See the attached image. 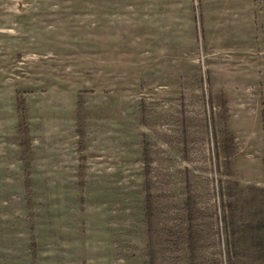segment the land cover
<instances>
[{
  "label": "rangeland",
  "instance_id": "1",
  "mask_svg": "<svg viewBox=\"0 0 264 264\" xmlns=\"http://www.w3.org/2000/svg\"><path fill=\"white\" fill-rule=\"evenodd\" d=\"M235 8L0 0V114L16 118L8 165L24 174L0 179V264H264V0L247 53L262 101L249 118L227 115V79L209 70L225 67L211 48L246 52L234 28L215 43L208 25ZM233 77L243 94L244 74Z\"/></svg>",
  "mask_w": 264,
  "mask_h": 264
},
{
  "label": "crops",
  "instance_id": "2",
  "mask_svg": "<svg viewBox=\"0 0 264 264\" xmlns=\"http://www.w3.org/2000/svg\"><path fill=\"white\" fill-rule=\"evenodd\" d=\"M225 0H202L204 7L211 8L217 4H221ZM234 5H236V12L230 14L228 11H213L210 16L214 17V20H208V25L210 27H215L217 30H221V34H218L212 37L215 43H220L221 41H226V38L229 36V28H234L238 31V36L236 37L246 48V52L243 56L238 57V61L233 60L231 55L226 53H218L215 52L211 48L212 52L215 54V59L212 61H216L218 59L220 64H224L225 67L219 68L217 66L212 67L213 65L209 64V70L217 73L216 81H219V76L223 78V80L227 79L224 86H217V89L221 91L223 95V100L227 101V108L230 114L232 115L235 112L236 117H240L238 122L243 121V119L249 118L246 114L242 113L247 108L252 110L253 104L256 102L262 101V96L260 95V88L262 87V77L257 70L255 63V58H249V54L247 55L249 50H253L255 48L254 53L256 52V18H257V0H232ZM201 6V3L199 4ZM196 6V4H195ZM200 16H203V9ZM191 19V30L194 34L197 33V36L193 37L195 39V43L193 45H197L196 41L199 38V31L196 28V15L194 11V6H191V11L187 15V20ZM250 44V48L247 45ZM254 53L252 55H254ZM194 56H196L197 51L193 50ZM247 55V56H246ZM189 57V56H187ZM251 57V55H250ZM190 58V57H189ZM194 59V58H193ZM193 59H190L193 61ZM196 59L194 60L196 62ZM212 62V63H213ZM215 64V62L213 63ZM211 65V66H210ZM243 65V67H242ZM255 65V66H254ZM234 66V67H233ZM238 66V68H236ZM241 66V67H240ZM241 72L244 74V80L246 83V87L244 89V93L240 94L241 87L233 85L230 81L234 82V74ZM225 74V75H223ZM247 74V75H246ZM248 74H250L248 76ZM254 80V81H251ZM260 82V86H259ZM225 90V92H224ZM227 93V96H226ZM235 95L230 99V95ZM249 101L250 104H249ZM240 104V105H239ZM243 118V119H242ZM15 116L10 115L8 111L0 114V179L3 181L8 180L6 184L10 183L12 178L17 179V172L21 174L19 177L24 178V174L21 168L10 167L8 164L16 159V151L14 146H10V144L15 143L16 140H20L21 131L17 134L15 131ZM229 121V120H227ZM18 138V139H17ZM236 138V137H235ZM21 153V160L23 158V151Z\"/></svg>",
  "mask_w": 264,
  "mask_h": 264
},
{
  "label": "trees",
  "instance_id": "3",
  "mask_svg": "<svg viewBox=\"0 0 264 264\" xmlns=\"http://www.w3.org/2000/svg\"><path fill=\"white\" fill-rule=\"evenodd\" d=\"M224 100H222L221 105L223 103ZM231 139L233 138V136L231 134L228 135ZM82 143V135H81V142ZM147 146V145H146ZM145 146V147H146ZM143 157L145 158V163L148 164V162L151 161V153L149 151V149L146 147L144 148V153H143ZM80 172L83 171V166L80 165L79 166ZM147 181L145 182V191L147 192V198H146V206H145V225L146 228L148 230V234L150 236V238L152 237L154 228H155V224H154V208H153V199L151 197V193H150V187L146 186ZM189 240V245L191 246L192 249H190V251H192L194 248V243L195 240L192 237L188 238ZM190 254V253H189Z\"/></svg>",
  "mask_w": 264,
  "mask_h": 264
}]
</instances>
